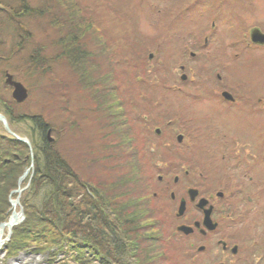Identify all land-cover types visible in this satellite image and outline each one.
I'll return each instance as SVG.
<instances>
[{
  "label": "rangeland",
  "instance_id": "1",
  "mask_svg": "<svg viewBox=\"0 0 264 264\" xmlns=\"http://www.w3.org/2000/svg\"><path fill=\"white\" fill-rule=\"evenodd\" d=\"M15 1L0 0L4 15L8 9L7 15H15L14 21L22 25L19 28L9 23L0 35L3 48L0 50V112L5 113L6 104L13 107L16 119L9 120L11 127L21 135L33 136L32 142L36 139L40 142L36 138L38 131L31 129V120L20 115L43 118L50 123L61 153L80 167L82 176L102 190L109 188L110 191L111 185L115 187L113 183H116L115 196L122 204L128 203L131 213L143 225L137 240L141 237L142 242L149 244L141 252L151 261L147 264H214L221 255L210 241H206L208 252H194V258L187 252L185 240L176 232L169 179L158 182L163 173L158 167L166 168L171 158L169 151L167 147L161 148L162 142L154 139L151 130H145L142 123L136 121L135 111L131 109L127 113L118 92H114V83L122 81L131 98L141 95L139 87L145 91H161L156 93L154 101L167 100V94L163 95L167 88L171 89L169 95L177 97L174 90L179 89L176 86L182 74L185 33L189 29L208 30L214 20L224 33L241 28L248 30L263 19L264 0H73L81 15L76 10V14H70V0H54V11H43L41 17L32 20L21 19V8L14 6ZM26 2L41 7L42 0ZM79 15L84 18L81 19L82 30H87L78 37L83 41L84 52L81 50V53L87 54V60L73 65L63 55L60 40L73 28H70V16L76 19ZM38 46L44 47L39 62L44 61L45 66L30 58ZM151 52L154 57L149 59ZM7 71L28 88L29 97L23 103L12 98L13 88L5 82ZM134 75L146 81L136 83ZM128 98L123 99L130 104L132 100ZM139 105L141 103L136 108ZM146 112L141 108L139 115ZM0 136L10 137L1 121ZM260 144L264 142L254 145L253 153L259 187L254 182L250 184L248 179L245 185L238 187L248 190L243 193V203L248 202L250 196L258 200L259 205L243 204L245 207L239 209V217L245 220L230 228V231L237 229L239 234H254L250 243L264 242V177L260 175L264 173V147ZM202 146L195 145L185 154L193 157L203 153ZM154 148L160 151V157L155 154L156 158L151 160ZM233 163L224 165L223 172L234 170ZM209 172L213 175L210 179L216 182L222 171L216 173L211 167ZM60 261L76 264L65 253L59 254L53 262L47 252L22 251L9 257L4 246L0 249V264H60ZM248 261L254 264L252 257ZM91 264L104 263L97 259ZM229 264L235 263L230 261ZM236 264H240L239 261Z\"/></svg>",
  "mask_w": 264,
  "mask_h": 264
},
{
  "label": "flooded vegetation",
  "instance_id": "2",
  "mask_svg": "<svg viewBox=\"0 0 264 264\" xmlns=\"http://www.w3.org/2000/svg\"><path fill=\"white\" fill-rule=\"evenodd\" d=\"M219 26L214 20L208 30L187 31L182 82L174 90L177 97L169 95V89L164 93L167 100H140L135 116L145 130L153 132L154 139L162 142L161 148L169 151L166 168L158 167L163 172L159 179L164 174L171 178L168 188L175 208L186 201V210L177 216V222L192 226L200 222L187 235V252H208L206 241H210L221 255L214 263L249 264L248 258L252 257L254 264H264L263 241L250 243L254 234L230 231L245 220L239 217L243 204L259 205L250 196L243 203V193L248 190L238 187L247 179L259 187L253 153L254 145L264 142V43L252 40L251 29L257 27L264 33V16L245 31L237 27L224 33ZM141 108L147 111L143 116L139 115ZM158 108L162 111L155 112ZM195 145H203L204 152L193 157L185 154ZM155 150L151 160L155 154L160 157V151ZM232 163L234 170L223 172L224 165ZM211 167L216 173L222 171L216 182L210 179ZM201 198L206 200L203 208L197 206ZM207 209H211V217L218 224L210 231L203 225Z\"/></svg>",
  "mask_w": 264,
  "mask_h": 264
},
{
  "label": "trees",
  "instance_id": "3",
  "mask_svg": "<svg viewBox=\"0 0 264 264\" xmlns=\"http://www.w3.org/2000/svg\"><path fill=\"white\" fill-rule=\"evenodd\" d=\"M70 2V14H76V11L79 14L76 3L73 0ZM15 3L14 6L19 5L21 8L22 20L39 18L43 11L55 10L54 0H46L45 3L42 0L41 7L30 5L26 0H16ZM10 5L13 6L12 3ZM3 12L5 10L0 7V35L9 23L19 28L22 26L17 20L14 21L15 15H7L8 9L5 15ZM80 15L76 17L77 20L75 16L74 19L70 16V28H73L64 33L60 40L63 55L73 65L87 60V54L81 53L84 49L81 44L83 41L78 39L79 33L87 31L85 28V31L82 30L81 19L84 18ZM42 50L44 47L41 46L34 48L30 54L33 62L45 63L39 62ZM114 84V92H118L122 104L128 109L129 104L122 97L121 82ZM6 108L5 113L10 120L16 119L13 107L6 104ZM28 119L32 123L31 129L38 131L36 138L40 142L37 139L33 142L34 175L21 197L26 219L14 228L10 241L5 245L8 256L31 251L47 252L53 262L61 253L69 254L80 264H91L97 259L104 264L151 262L141 253L142 248L149 244L142 242L141 237L137 240L138 231L142 230L143 225L131 213L128 203L122 204L115 196L116 183H113L115 187L111 185L109 191V188L102 190L98 184L90 182L82 176L80 167L61 153L57 140L49 141L50 123L38 116L29 115ZM30 162L29 149L25 143L12 137L0 136V223L6 221L11 213L10 192L17 187L20 175ZM60 264L68 262L60 261Z\"/></svg>",
  "mask_w": 264,
  "mask_h": 264
},
{
  "label": "water",
  "instance_id": "4",
  "mask_svg": "<svg viewBox=\"0 0 264 264\" xmlns=\"http://www.w3.org/2000/svg\"><path fill=\"white\" fill-rule=\"evenodd\" d=\"M7 82H8L9 84H11V85L14 87L13 92H12V95H13V97H14L15 100H17L18 102H22V101H24V100L28 97V90H27V88H26L21 82L14 80V79H13V75H11V74H9V73L7 74ZM0 120L4 123L6 129H7L9 132L14 133V132H12V130L10 129L6 117H5L3 114H1V113H0ZM50 132H51V131L49 130V132H48L49 137H50ZM15 135H16V134H15ZM16 136H17V135H16ZM17 137H18V136H17ZM18 138H20V137H18ZM20 139L29 143V141H28L27 139H24V138H20ZM26 174H27V173H25V174L20 178V183L23 181V178L25 177ZM18 191H19V190H17V192H18ZM14 192H15V191H14ZM11 202H12V205L15 206L16 203L18 202V200H12ZM13 216H14V220H10L9 222L2 223V224L0 225V228H4V227L7 226V227L10 229V233H12V228H13L14 224H16V223L19 222V220H18V215H17L16 213H14ZM180 229H182V230H184V231H186V232H188V231L190 230V229L187 228V227H181Z\"/></svg>",
  "mask_w": 264,
  "mask_h": 264
},
{
  "label": "bare ground",
  "instance_id": "5",
  "mask_svg": "<svg viewBox=\"0 0 264 264\" xmlns=\"http://www.w3.org/2000/svg\"><path fill=\"white\" fill-rule=\"evenodd\" d=\"M15 211H17V207L16 206H15ZM19 219H20V216L18 214V220ZM10 220H14V216H11ZM5 233H6V228L0 230V249H1L2 245H3V238H4Z\"/></svg>",
  "mask_w": 264,
  "mask_h": 264
}]
</instances>
